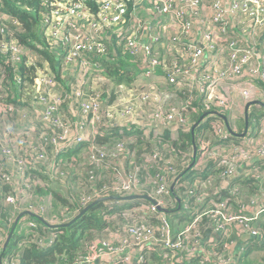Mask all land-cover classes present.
<instances>
[{
    "label": "built area",
    "instance_id": "1",
    "mask_svg": "<svg viewBox=\"0 0 264 264\" xmlns=\"http://www.w3.org/2000/svg\"><path fill=\"white\" fill-rule=\"evenodd\" d=\"M42 1L50 7L49 12L44 13L43 31L57 28L51 24L49 16L63 15L65 18L60 30L64 40H55L60 42L61 47L56 49L46 41L49 50L57 57L60 56L53 49L63 52L65 62L61 65L62 70H78V73L73 78L75 86L61 93L58 90L64 87L55 77L36 72L34 87L29 89L23 84L21 88L15 89L20 91H13L14 100L9 101L8 96L0 100V208L7 205L18 211L29 209L45 219L47 223L42 222L50 227L69 224L75 218L70 208L59 210L57 217L51 215L53 192L42 200L46 203L36 205L35 202L36 187L48 189L52 187L51 182L66 181V175L61 170L67 165L64 156L73 153L77 146L93 162L114 156L116 152L113 148L106 149L105 145L96 141L98 136H105L104 133L114 127L110 133L112 136H118L123 131L133 135L142 131L144 135L155 133L162 136L158 131L160 124L156 125L141 117L134 121L131 115L124 114V110L119 111L123 120L113 124L109 121L101 123L102 95L92 89L89 82L91 78L104 81V63L121 54L129 52L138 58L140 64H146L147 71L141 67L140 75L143 78L148 79L149 73L163 76L155 74L156 69L162 68L168 73L165 75L168 83L178 85L181 90L197 87L198 96L204 97L208 108L215 105L229 115H234L240 103H264V90L258 85L259 81L264 80V0ZM20 27V17L13 8L7 7L4 0H0V34L4 35L0 52L10 57L16 74L14 84L20 83L18 65L26 60L30 52L14 36L21 32ZM116 29H121L118 36L109 35ZM109 45L113 47L112 53H109ZM162 49L165 50L164 56L166 51L179 54V62L168 64L161 53ZM6 65L0 62V93L8 90L2 82V79L8 81L5 76ZM58 70L62 73L61 69ZM8 71L11 75L9 68ZM74 93L79 96L75 97ZM27 97L32 98L30 103ZM71 98L73 100L69 107L74 109L80 100L78 114L85 117L77 128H74L76 121L64 120L60 116L62 103ZM97 113L96 123L89 125L90 116ZM175 114L174 111L166 113L165 110L154 113L163 118L162 125L165 127ZM219 120L216 118L212 122V138L204 132V150L200 151L194 166L192 155H182L186 159L182 171L189 168L195 171L190 179L181 180L180 174L177 178H169L165 173L155 178L152 175L154 179L149 182L154 183L155 188L148 192L149 182L144 184L136 175L130 174L128 178L115 175L109 184L91 196L84 195L77 200L79 210L111 194L125 196L150 193L157 201L133 205L110 215L105 213L107 222L104 236L100 238L101 245L96 243L102 249L101 252L88 256L78 254L75 257L77 264H148L147 254L150 251L161 256V264H188L195 257L202 264H235L234 261L240 260L244 249L242 247L236 254L227 251L230 250L228 239H231L234 231L238 236L249 235L256 243H264V230L258 224L264 207H261L257 196L250 198L248 203L239 201L237 194L240 192L234 182L235 173L239 171L241 179L252 178L264 183V115L252 119L255 129L242 140H234L227 120L225 124L228 130ZM179 121L180 124H173L172 127L178 129L185 126L181 112ZM58 126L64 130H51ZM35 139L39 140L36 142ZM45 144L52 146L54 161ZM163 158L164 155L154 152L150 161L156 162ZM166 160V163L173 162L172 158ZM209 161H213L210 165L219 168L215 174H206ZM215 178L222 180L223 188L218 193L212 189ZM100 179L94 174L87 176L88 183ZM221 191L223 195H220ZM173 193L178 195V200L182 198V211L189 219L181 227L174 225L172 214L159 209L174 207ZM194 196L204 204L200 212L191 204ZM238 202H242L248 215L233 213V207ZM26 204H31V207H23ZM110 219L116 220L114 225H110ZM29 227V230L20 229L24 236L11 254L3 255L0 264H21L23 248L30 243L45 249L52 248L62 234L61 230H48L36 220L30 222ZM209 231L213 235L207 240L204 235ZM4 242L0 234V256ZM221 246L225 248L223 251ZM59 256L67 257L66 253Z\"/></svg>",
    "mask_w": 264,
    "mask_h": 264
},
{
    "label": "trees",
    "instance_id": "2",
    "mask_svg": "<svg viewBox=\"0 0 264 264\" xmlns=\"http://www.w3.org/2000/svg\"><path fill=\"white\" fill-rule=\"evenodd\" d=\"M7 5L9 6H16L13 8V11L16 15L20 17L21 20V27L20 30L21 32L19 33V40L21 41L22 44H24L27 49H29V53L27 55H34V58L39 56L42 58L41 63H38L35 68H29L26 61L18 65V72L17 74H21V76L24 77V86H27L29 89L34 87L35 82L34 80L36 79V72L37 70H42L44 68V64H52L55 74H56V80L61 84V81L64 80L62 73L58 70V68L55 67L54 63L55 60L59 62V58L56 56L55 53H52L49 50V45L46 42H43V38L41 37V31H37V28L40 30V24L42 22V17L43 14L47 11L49 12L50 7H47L45 2L42 0H4ZM18 5V6H17ZM12 10V8H9ZM4 35L0 34V42L3 40ZM36 40H41L43 42L42 45H40L41 49L35 50V45ZM112 45H109V53H112ZM34 51H37L36 53ZM165 52V50H161V53ZM179 54H175V52L171 51H166L165 53V58L166 62L168 64H172L175 61L179 62ZM27 56H25L26 58ZM107 58H111L110 56H107ZM138 58L136 59L135 57L131 56H125V55H119L117 58L112 59L110 61H106L104 63V70L102 73L106 74L108 78H111V76L114 78L113 80H118V82H125L126 84H131L132 83V76L129 75L130 72H133L134 69L137 71H142L140 62L137 61ZM0 62L2 65H6L11 70V76H12V81L11 83H7L6 79H2V82L5 83L4 88L7 87L8 90H2L0 93V100L4 97L11 98L13 91H15L14 88V74L13 72V67L12 63L10 62V57L8 54H4L0 52ZM10 62V63H9ZM136 71V72H137ZM127 76V79H122L121 77L123 75ZM155 74H162V75H168L167 71H165L162 68H158L155 71ZM179 77H176L178 79ZM63 83H66V85H69V82L63 81ZM151 85L155 86V83H151ZM259 88L264 90V80L259 81L258 83ZM3 88V89H4ZM145 87H142L141 85L138 87L140 91H143ZM97 89L103 91V96L101 100L107 98L109 93L114 90L113 85H97ZM168 89L170 92H173V95L175 96V99H168L166 102H162L159 98H156L154 95H151L149 98L146 99H139L137 100V105L138 107H141V113H138L135 115L134 118H145L146 121L152 122L156 125L160 124V127L158 131L160 133L164 132V135L158 136L155 133H152L151 135H144L143 132L141 131L140 135L133 133L127 134L124 133L125 135L124 138L118 139L116 141L113 136H98L96 141L98 144L103 145L105 144L106 149H114V151L117 153L116 157H106L100 161L93 162L91 157L86 155V164L90 165V171L87 173L84 177V179L81 177L80 173L79 177L76 176L74 179L75 175L71 174L70 169H75L76 171H80L77 168V161L78 157L77 154L80 153V147L77 146L73 153L64 156L65 161L67 162L68 159L72 160V168H69L67 165L63 166L61 170L64 172L66 175V181L65 182H51L50 184H57L59 187L65 188L68 193H70L75 197L76 199H79V196L81 195V191L84 190L85 196H91L95 191L100 190L104 185L109 184V180L117 175L121 178H128L130 174H134L137 176V178L146 184L149 181H152L158 174L165 173L169 178H172L174 176H177L180 174L181 180H188L189 176H185V171H182V168L184 166V161L185 156H182L184 154H187V156L192 155V160L191 162H195L198 160L197 158H194V149L197 147L198 151L204 150V143L202 142V138L205 133H208L207 136L211 137V129H212V122L210 124V127L208 128L209 132L205 131V129H201L203 123L200 122L198 126L195 127V122L194 118L197 116L198 119L197 121L200 120L202 115L205 113H208L211 116H214L225 124V119H223L222 114H229L227 112H224V110L220 107H217L213 105V107L208 108L206 104L204 103V97L202 95L198 96L197 94V87H193L190 90L188 88H185L184 90H181L178 85H175L173 83H168ZM97 90V91H98ZM87 91H91V89H88ZM135 93H138L136 90ZM159 93L162 94L159 90ZM111 97L113 98V95L110 96L104 103V105L109 106V100L111 101ZM27 102L30 103V100H32L31 97H27ZM73 100L71 99H66L62 103V111L60 113V116L64 118V120H70L75 122L76 121V126L74 128H77L78 125L85 119L84 116H79V110H80V100L76 102L75 108L71 109L69 107V104ZM188 100V104L186 102ZM159 102H161L159 104ZM256 106H261L262 112L259 116L264 114V106L262 104H255ZM254 106V105H252ZM161 110H165L166 113H171L175 112V117L174 119L171 120V122L168 124L167 127L162 125V117H157L154 115V113H157ZM250 110V109H249ZM251 111V110H250ZM249 111V114H250ZM179 112L182 113L184 119H185V126L183 127H178V133L174 136V131L170 130L173 129L172 125L173 124H178L179 121ZM150 114V115H148ZM229 116V115H228ZM256 115L255 117H257ZM254 116L252 117L251 114L249 115V126L253 124V119ZM214 122V121H213ZM180 124V123H179ZM110 127V126H107ZM224 128L227 129V125H224ZM52 131H58L62 132L64 129L61 126L58 127H52ZM114 129L110 128L109 131H106L107 133H111ZM165 130V131H164ZM169 131V134H165L166 132ZM228 130V129H227ZM241 131V133H243ZM250 129H248L247 133L249 132ZM197 134H198V139H197ZM118 135V134H115ZM121 135V134H120ZM119 136V135H118ZM174 136V137H173ZM128 137V140L130 142H126V139ZM212 138V137H211ZM232 138L236 140L238 138L237 136L232 135ZM241 138V137H240ZM39 139H35L37 142ZM40 143H36L35 145H39ZM117 144H121V150H118ZM50 152V156L53 157V149H51V145L45 144ZM154 152H158L161 155H164V158L159 160V161H150L151 156ZM172 158L173 162L172 163H166V159ZM51 162V160H50ZM209 161L207 164H212ZM97 169H95V168ZM97 167H100V171L98 170ZM111 169H115L116 172L111 173ZM108 170L109 173H104ZM219 170L216 166L210 165L205 171L211 174H214L215 171ZM183 173H182V172ZM181 172V173H180ZM90 174L98 175L101 177L100 181L98 182H89L87 181V176ZM152 175H154V178H152ZM184 176V178L182 177ZM179 176V177H180ZM81 179V181H80ZM222 182V180H221ZM245 182V181H243ZM250 183H258L261 184L260 182H255V181H249ZM214 183L219 184L220 179L215 178ZM248 183V184H250ZM242 185V184H241ZM241 185H239V182L236 183V186L239 189V192L237 194V197L239 201H245V203H248L250 201V198H253L255 196L258 197L259 199V191L253 186V189L251 190V193L244 194L246 189H242ZM155 188V184L152 182H149V190L148 192H151ZM7 189V188H6ZM10 187L8 188V190ZM36 189H39V192H37L38 195L41 196V198H45L48 194V192H45L42 188L36 187ZM7 190V191H8ZM72 190V191H71ZM215 192H219V189H216ZM150 195V193H148ZM55 196V199L52 200H58L59 202L55 203V207L59 205H67L70 203L71 205L65 206V208H61L60 211H63L65 209L71 211V214H75L74 216L81 213V210H79V206L77 205V201L70 202L68 201L69 198L65 197L64 195L60 193H55L53 194ZM223 195V191H221V194ZM173 199L175 201L174 207L171 209H168V213L175 215L178 214V212H183V202L178 200V195L176 193H173ZM234 199H236V196L232 195ZM75 199V200H76ZM260 200V199H259ZM151 200L148 199H136L132 201H124V200H111L110 205L113 204V206H110L108 204H105L104 202H100L93 206L90 211L86 214H81L80 217L75 220L71 224H66L63 226H56V227H50L49 225H45L42 220L38 218H34L39 224L42 226H45L48 230H61L62 234H60L58 241L55 243L54 247L50 248H43L37 244L30 243L28 246L22 249V258L20 260L21 264H77L76 263V255L75 253L80 250V240L87 239V235H93V242L96 244H100L101 239L100 238H95L96 235H102L104 236V229L106 226V223L103 219V217H97L98 210H103L105 209L106 215H110L116 212H119L123 208H127L133 205H137L140 203H149ZM123 202L125 203H130V205L126 206ZM181 202V204H180ZM239 204V202H238ZM11 206H5V209L9 208ZM2 210H5L4 207L0 208ZM7 209L6 211H8ZM100 210V211H101ZM101 212H99L100 214ZM98 214V215H99ZM101 215V214H100ZM105 215V216H106ZM120 214L119 216H121ZM125 219L120 218L119 221ZM101 222V223H100ZM14 224V223H13ZM264 230V226H261ZM17 230V228H16ZM17 232L13 234V237L15 236ZM17 235V234H16ZM19 236V233H18ZM24 235L21 234V237ZM10 240L7 249L2 250V253L4 256H7L12 253L13 250L16 249L18 243L20 241H15L17 238H13ZM258 244V242H257ZM264 244V243H262ZM260 244V245H262ZM222 251L225 249L224 246H221ZM264 249V248H263ZM100 246H98L96 249L93 250L91 254L95 255L97 253L101 252ZM82 251V250H81ZM62 253H66L67 257L63 258L59 255ZM152 253H155L159 257V264H161L162 258L161 256L155 252V251H150L147 255L150 256ZM248 250H245V253H243L240 257L239 261H234L235 264H248L244 260L246 257H248L251 253V251L248 253ZM80 254V253H79ZM87 251H82V255L88 256L91 255ZM76 255V256H75ZM58 256V257H57ZM147 263L150 264L149 262V257L147 258ZM188 264H202L200 259L198 257L192 258L191 261Z\"/></svg>",
    "mask_w": 264,
    "mask_h": 264
},
{
    "label": "rangeland",
    "instance_id": "3",
    "mask_svg": "<svg viewBox=\"0 0 264 264\" xmlns=\"http://www.w3.org/2000/svg\"><path fill=\"white\" fill-rule=\"evenodd\" d=\"M18 6V5H17ZM8 8H14L16 6H9L7 5ZM49 19H50V22L52 25H56L57 28L51 30V31H46V33H44L43 31V26H42V23H43V20H44V14H43V17H42V22L40 24V30L39 28H37V31H41L42 34H43V42H48L49 45L53 46L54 48H58V47H61V44L60 42H55V40H64V38L61 36V28H62V23L65 22V18L63 17V15H51L49 16ZM44 28L45 27V24H44ZM112 33H110L109 35H114L115 36H118L119 35V32H121V29H116V30H112L111 31ZM43 42H41V40H36V44H33L35 45V50H39L41 49L40 45L43 44ZM46 42V43H47ZM23 47L26 49L25 45L22 44ZM50 49H53V48H50ZM56 49H53L55 51H57L58 55L61 59V62L59 63L57 60H55V67L56 68H59L62 70V64L65 62V59H64V56H63V52H60ZM27 51V49H26ZM35 53L37 51H34ZM11 55H13V53H11ZM163 57H164V53H162ZM12 57V56H11ZM80 61V59H78ZM26 63L28 64V67L29 68H35L36 65H38V63H41L42 61V58L37 56L34 58V55L31 54L29 55L26 60ZM140 66L145 70L147 71V66L145 63H141ZM136 69L133 70V72H130L129 75L132 76V83L131 84H126L125 82H118V80H113L114 78L111 76V78H108L107 75H106V79L104 81H97L95 78H91V82H89V86L94 89L95 91H97V85H106V84H109V85H113L114 87V90L111 91V93H109L108 97L101 100V123H107L108 121L110 122V124H113L115 122H119L122 119V115L120 114V112L122 110H124V114L125 115H131L132 118L134 119L135 121V115L138 114V113H141V107H138L137 105V100L139 99H145V98H148L151 93H148V92H152L154 93L155 97L156 98H159L163 103L166 102L168 99H175V96L173 95V92L171 93L170 90L168 89V82H167V77H164V76H159V75H154L153 73H149L148 74V79L147 78H143L140 74L141 72L140 71H137ZM37 73H41L42 75H45V74H50L52 77H55L56 79V74H55V70L52 66V64H44V68L42 70H37ZM78 73V70H62V76L64 78L63 81L65 82H69V85L67 86L66 83H63V81H61V85L64 87V89H59L58 91L61 92V93H64L65 91H70L71 89V86H75V83H73V78L77 75ZM5 76L7 78V82L10 83V78H11V75L8 71V67H5ZM122 79H127V76L124 74L122 77ZM152 78H153V82L155 83V86L151 85L150 81H152ZM19 80H20V83L18 84H14V88H21V86L24 84V77L21 76V74H19ZM142 86V87H145L143 91H139L138 93H135L136 89H138L139 86ZM70 88V89H69ZM159 90L162 94L159 93ZM15 91H20L19 89L15 90ZM99 93L102 95L103 94V91H100L98 90ZM14 94V93H13ZM12 94L13 97L9 98V101L11 100H14V95ZM113 95V98L111 97V101L109 100V103H110V108H108V106L104 105L105 101ZM74 96L75 97H78L79 95L74 93ZM103 96V95H102ZM187 104L189 103L188 100H186ZM161 102H159L160 104ZM254 105V104H253ZM243 103H240L239 105V109L234 112V115H229V114H222L223 118L225 117V119H227V124L235 129L237 131V133H240L241 131H243V129L246 127V111L243 107ZM251 110V111H250ZM250 114L251 116L255 117L256 115H260L262 112V109H261V106H252L250 107ZM120 111V112H119ZM99 113V112H98ZM98 113L96 115H93V116H90V120H89V125H94L96 123V120H97V117H98ZM249 114V115H250ZM229 115V116H228ZM264 115V114H263ZM112 117V118H110ZM198 117L196 116L194 118V120L196 121H192V122H195V124L198 122L197 121ZM216 117L214 116H210L208 117L207 119H205L202 123V127L201 129H205V131L209 132L208 128L210 127V124L211 122L215 121ZM220 123H222V120H219ZM254 123V122H253ZM116 127H114L113 129H115ZM211 128V127H210ZM172 131H176L178 130L177 128H173V129H170ZM166 132L165 134H169V131ZM253 132V131H252ZM125 131H123V133L119 136H113L114 139L116 141H118V139L120 138H124V136H128V135H125L124 134ZM127 133V132H126ZM129 134V133H127ZM205 134V133H204ZM105 136H112V134H109L107 132L104 133ZM197 139H198V134H197ZM126 142H130V140H128V137L126 139ZM131 143V142H130ZM105 145V144H103ZM118 145V150H120V147L122 146L121 144H117ZM85 156L84 155V152H80L77 157V161H75V163H77V168L80 170V171H76L75 169L72 168V165L70 162H72V160L68 159L66 164L69 168H72L70 169L71 171V174L72 175H75L74 176V179L77 177H79V174L81 175V177L84 179L85 175L89 172H91L90 170V165L86 164V159H85ZM117 156V153L114 154V156L112 157H116ZM95 168V167H94ZM98 170L100 171V167H97ZM96 169V168H95ZM97 170V169H96ZM116 172L115 169H111V173H114ZM61 173V172H60ZM104 173H109L108 170H106V172ZM81 181V179H80ZM52 187H56L57 189L55 190V192H53L54 194L55 193H60L62 195H64L65 197H68L70 202H74V201H77L76 199V195L75 197L71 194L70 196V193H68L66 191L65 188H62V187H59L57 184H53ZM202 189L205 190L204 186L202 187ZM72 191V190H71ZM84 190H82L81 192V195L79 196V199H82L83 196L85 195V192H83ZM46 198V197H45ZM53 199H55V196L53 195L52 196ZM44 198H41L40 195H38L36 197V205L37 204H44L46 203L45 201H42ZM76 199V200H75ZM41 200V202H40ZM59 201L58 200H54L53 201V211L51 213V215H54L55 217H57V215L59 214V211H56V207H55V203L57 205ZM105 204H108L110 205V202L109 201H105L104 202ZM126 206L130 205V203H125L123 202ZM90 205V204H89ZM88 205V206H89ZM61 206V205H59ZM110 206H113V204H111ZM101 210V209H100ZM98 210L99 212H101L99 214H97V217H100L101 218L103 217L105 223L107 222L106 221V218L104 216L105 214V209L103 210ZM82 211V210H81ZM88 211L90 210H87L85 213L87 214ZM247 212V211H246ZM84 213V214H85ZM233 213H235L236 215H241V214H237L236 211H235V207H233ZM11 217V218H10ZM12 216H10L9 213H6L4 215V218H5V223L7 224V226H5L4 228L0 229V234L2 235L3 237V241L4 242V246H3V249H5V244L8 240V236H9V232L11 231L12 229V232L16 231V229L12 228L13 227V221H14V224H16V217L12 218ZM76 217H80V215L77 213V215L75 216V219L77 220L78 218ZM126 218V217H125ZM114 219V218H113ZM113 219H110L109 222H110V225H114L115 224V221L116 220H113ZM188 216L185 215V214H175L173 215V223L176 227H181L183 225L186 224V222H188ZM108 222V223H109ZM61 223V222H60ZM101 223V222H100ZM179 223V224H178ZM64 224V223H63ZM20 225V224H18ZM14 229V231H13ZM20 229L21 231L25 230V226L21 224V227L18 229L17 231V235L15 234V241H20L21 238H19L21 236V232H20ZM15 233V232H14ZM18 233H19V236H18ZM93 235H87V239H84V240H80V243H81V246H80V250H78L75 254H82V251H87L89 254H91L93 252V249H95L97 246V244H95L93 242V238L92 237ZM13 237V236H12ZM13 237V238H14ZM95 238H102V235H96ZM12 239V238H11ZM10 239V240H11ZM10 242V241H9ZM234 242V240L232 239H228V244L231 245L232 243ZM28 244V243H27ZM101 245V244H100ZM7 249V247H6ZM82 250V251H81ZM228 252H231V249L230 250H227ZM75 255V256H76ZM2 258H3V253L1 254L0 256V263H2ZM246 263L248 264H264V253L262 254V252L260 250H253V252L245 258L244 260ZM151 264V263H150Z\"/></svg>",
    "mask_w": 264,
    "mask_h": 264
},
{
    "label": "crops",
    "instance_id": "4",
    "mask_svg": "<svg viewBox=\"0 0 264 264\" xmlns=\"http://www.w3.org/2000/svg\"><path fill=\"white\" fill-rule=\"evenodd\" d=\"M144 17H146V15H144ZM162 21H163V23L164 24H166L167 25V22H165L164 21V19H162ZM14 29H16V27H13ZM43 34H42V32H41V37L43 38V36H42ZM15 37H18V39H19V33L16 35H14ZM122 55V54H121ZM123 55H125V56H131V57H135L134 55H132L131 53H129V52H127L126 54H123ZM136 59H137V57H135ZM164 77H165V75H163ZM150 83H154L153 82V79H152V81H150ZM244 107V109H245V111H246V105H244L243 106ZM237 110L239 109V107H237L236 108ZM236 110V111H237ZM234 114V113H233ZM210 115L209 114H207L205 117H204V120L205 119H207L208 117H209ZM231 128V127H230ZM234 132H236L237 133V131L235 130V129H233V128H231ZM249 132H252L254 129H255V125H254V123L252 124V125H250L249 126ZM165 131V130H164ZM176 133H177V130L176 131H174V136L176 135ZM233 133V132H232ZM241 133V132H240ZM159 135H164V132L163 133H160L159 132ZM173 136V137H174ZM246 136V135H245ZM245 136H243V137H238V138H236V140H242V138H244ZM235 140V139H234ZM194 151H195V149H194ZM199 153H200V150L198 151V149L195 151V153H194V158H197V154L199 155ZM200 156H198V158H199ZM197 161V160H196ZM196 161L195 162H193V166L195 165V163H196ZM185 171V172H184ZM183 172L185 173V176H189L188 178H191V177H193L194 175H195V171L193 170V168H189V169H186V170H184ZM216 172H218V171H215L214 172V174L216 173ZM182 177L184 178V176L182 175ZM243 181H245V182H243ZM249 181H255L254 179H252V178H250V179H241V174H240V172L239 171H237L236 173H235V176H234V182L235 183H237V182H239V185H241V187H242V189H246L245 190V192H244V194H248V193H251V190L253 189V186L256 188V189H258V191H259V199H260V205H261V207H264V183L263 184H258V183H250ZM256 182V181H255ZM248 183H250V184H248ZM221 188H223V185L221 184V180H220V183L219 184H213V186H212V189H213V191H215L216 189H221ZM57 188L56 187H51V188H48V189H43L45 192H48V193H51V192H55V190H56ZM35 192H36V194H37V192H39V189H35ZM36 196H38V194L36 195ZM243 203H245V201H242ZM242 202L240 203V204H235V211H236V213L237 214H241V215H248V213L244 210V208L242 207ZM191 204H193V205H195V210H197V208L198 209H200L199 210V212L200 211H202L203 209V207H204V204H203V202L201 201V200H199L198 199V197L197 196H194L192 199H191ZM67 205H71L70 203H68ZM67 205H61V206H56V211H59L61 208H63V207H65V206H67ZM6 206V205H5ZM5 206H4V209H5ZM25 206H30L31 207V204H26V205H24L23 207H25ZM53 207H54V205H53V202L51 201V211H50V213H52V211H53ZM7 209H9L8 211H6ZM7 209H5V210H2V209H0V229H2V228H4L5 226H7V224L5 223V218H4V215L6 214V213H9L10 214V216H12L13 215V217L12 218H14V217H16V220L18 219V217L21 215V213H27V212H31V213H33V214H36V213H34L33 211H31V210H29V209H24V210H21V211H18V210H15L13 207H9V208H7ZM184 214V212H178V214ZM173 214V213H172ZM11 218V217H10ZM34 218H38V217H36V216H34V215H32V214H24L23 216H21L20 217V219H19V221L17 222V225H16V227H15V229L17 228V230H16V232L18 231V229L21 227V224L22 225H24L25 226V229L26 230H29L30 229V227H29V223L30 222H33V221H35V219ZM39 219V218H38ZM15 220V221H16ZM259 222H258V224L259 225H261V226H264V212H262L261 214H260V217H259ZM13 223H14V221H13ZM73 223V222H72ZM18 224H20V225H18ZM71 224V223H70ZM14 226H15V224H13V227L12 228H14ZM179 227V226H178ZM15 232V231H14ZM14 232H12V229H11V231L9 232V236H8V238L10 237V235L13 233L14 234ZM13 234H12V236H13ZM238 233L236 232V231H234L233 232V234H232V236H231V239L232 240H234V242L230 245V249H231V251L233 252V253H238L239 251H240V249L243 247V249H244V253H245V250L247 251L248 250V253L251 251V253L253 252V250H260L261 252H262V254L264 253V244H262V245H260V244H257L254 240H253V238L252 237H245L244 235H241V236H238L237 235ZM213 235V233L211 232V231H209L208 233H206L205 235H204V238L205 239H207V240H209L210 238H211V236ZM12 236H11V238H12ZM97 243V242H96ZM94 250V249H93ZM248 253H246V255H248ZM250 253V254H251ZM159 257H158V255L157 254H155V253H152L150 256H149V262L151 263V264H159ZM96 264H100L99 262L98 263H96Z\"/></svg>",
    "mask_w": 264,
    "mask_h": 264
},
{
    "label": "water",
    "instance_id": "5",
    "mask_svg": "<svg viewBox=\"0 0 264 264\" xmlns=\"http://www.w3.org/2000/svg\"><path fill=\"white\" fill-rule=\"evenodd\" d=\"M255 105V104H262L264 106V103H262L261 101H252V102H249L247 105H246V127H245V130L243 133H236L234 132L230 126H229V129L233 132L234 136H237V137H243L247 134V131L249 129V109L251 107V105ZM207 115V113H205L204 115H202V117L200 118V120L195 124V127L198 126V124L204 119V117ZM225 118V117H224ZM197 150V147H195V151ZM136 199H148V200H151L153 203H156L157 201L155 199H153L150 195L148 194H132V195H125V196H116V195H111V196H108V197H104V198H100L98 199L97 201L93 202L92 204H90L89 206H87L86 208L83 209L82 213L81 214H84L87 210L91 209L93 206H95L96 204L100 203V202H105V201H111V200H124V201H132V200H136ZM159 209L161 211H165L167 212V209L163 208V207H159ZM28 214H32L36 217H38L40 220H42L43 222L47 223L45 221V219H43L42 217H40L39 215L37 214H33L31 212H27ZM27 213H21V215L18 217V219L16 220V224L14 226V229L17 225V222L19 221L20 217L23 216L24 214H27ZM80 214V215H81ZM76 218H79V217H76ZM76 219H74L72 222H74ZM70 224V223H69ZM68 225V224H67ZM13 229V231H14ZM13 234V233H12ZM12 234L10 235V237L8 238L6 244H5V249L6 247L8 246L9 244V241L11 239V236ZM245 237H250L249 235H246Z\"/></svg>",
    "mask_w": 264,
    "mask_h": 264
},
{
    "label": "clouds",
    "instance_id": "6",
    "mask_svg": "<svg viewBox=\"0 0 264 264\" xmlns=\"http://www.w3.org/2000/svg\"><path fill=\"white\" fill-rule=\"evenodd\" d=\"M247 104H248V103H247ZM247 104H246V105H247ZM207 114H208V113H207ZM223 119H225V118H223ZM225 120H227V119H225ZM203 121H204V119H203L201 122H203ZM228 126H229V125H228ZM233 135H234V134H233ZM118 196H119V195H118ZM152 198H153V197H152ZM153 199H154V198H153ZM150 202H152V201H150ZM164 212H165V211H164ZM168 212H169V211H168V209H167V213H168ZM80 214H81V213H80ZM80 214H79V215H80ZM74 219H75V218H74ZM74 219H73V220H74ZM73 220H72V221H73ZM70 223H72V222H70Z\"/></svg>",
    "mask_w": 264,
    "mask_h": 264
},
{
    "label": "flooded vegetation",
    "instance_id": "7",
    "mask_svg": "<svg viewBox=\"0 0 264 264\" xmlns=\"http://www.w3.org/2000/svg\"><path fill=\"white\" fill-rule=\"evenodd\" d=\"M111 195H116V194H111ZM111 195L103 196V197H100V198L108 197V196H111ZM116 196H117V195H116ZM100 198H98V199H100ZM98 199H96L95 201H97ZM95 201H93V202H95ZM93 202H92V203H93ZM92 203H91V204H92ZM82 211H83V210H82ZM82 211H81V213H82Z\"/></svg>",
    "mask_w": 264,
    "mask_h": 264
}]
</instances>
